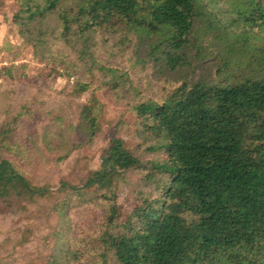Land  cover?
<instances>
[{
	"label": "trees",
	"instance_id": "obj_1",
	"mask_svg": "<svg viewBox=\"0 0 264 264\" xmlns=\"http://www.w3.org/2000/svg\"><path fill=\"white\" fill-rule=\"evenodd\" d=\"M250 1L264 23V0ZM14 2L11 23L33 60L52 65L56 77L58 67L75 74L77 93L90 91L98 76L99 86L107 85L111 93L126 88L127 72L98 56L97 35L139 34L148 39L147 57L169 72L181 71L192 64L196 22L216 15L210 11L216 0ZM126 39L122 36L118 44ZM228 63L219 70L223 75ZM13 70L14 65L0 69V77L13 80ZM136 90L132 110L158 139L150 152L164 159L140 158L112 136L98 170L80 184L60 182L58 191L66 196L56 199L53 208L66 218L68 195L79 199L87 191L109 190L127 172L142 173L156 194L139 191L125 215L106 197L112 203L89 238L91 248L74 251L69 243L76 237L61 246L57 239L47 264H71L85 252L90 253L88 264H264V70L253 68L232 79L230 72L220 81H183L161 98ZM96 102L93 95L81 112V130L90 144L98 128ZM13 133L12 126L2 128L0 149H9ZM44 143L49 151L64 149L58 162L82 146ZM50 194L46 187L33 186L11 161L0 160V214L9 212L14 196Z\"/></svg>",
	"mask_w": 264,
	"mask_h": 264
},
{
	"label": "rangeland",
	"instance_id": "obj_2",
	"mask_svg": "<svg viewBox=\"0 0 264 264\" xmlns=\"http://www.w3.org/2000/svg\"><path fill=\"white\" fill-rule=\"evenodd\" d=\"M1 1L0 25L9 44L0 46V69L14 65V79L0 77V131L12 126L14 133L9 149H0V160L11 161L33 186L46 187L51 194L44 198L14 196L9 212L0 214V264H47L57 239L61 246L65 239L76 237L78 241L72 240L69 245L74 251H85L91 248L89 238L95 234L104 208L112 203L106 197L112 198L125 215L132 210L139 191L156 194L155 185L142 181V173L127 172L117 176L109 190L87 191L79 199L68 195L66 218L53 208L56 199L66 196L58 191L60 182L80 184L98 170L112 136L123 139L140 158L164 159L161 153L150 152L158 139L132 110L136 88L143 96L161 98L183 81H220L230 72L232 79L249 74L253 68L264 70V23L251 1L216 0L210 10L216 15L195 24L191 40L196 46L188 49L192 63L189 67L169 72L162 63L147 57L148 39L139 34H99L96 40L102 52L98 56L127 72L126 88L111 93L107 85L99 86L98 76L90 91L77 93L75 74L69 75L58 67L60 76L56 77L52 65L33 60L31 48L23 44L11 23L14 0ZM122 36L127 37L126 44H118ZM225 62H229V70L223 75L219 70L226 69ZM93 95L97 99L94 114L98 128L90 144L81 130V112ZM45 139L55 145L75 142L82 146L58 162L64 149L47 150ZM54 232L59 235L53 236ZM89 257L90 253L85 252L71 264H88Z\"/></svg>",
	"mask_w": 264,
	"mask_h": 264
},
{
	"label": "crops",
	"instance_id": "obj_3",
	"mask_svg": "<svg viewBox=\"0 0 264 264\" xmlns=\"http://www.w3.org/2000/svg\"><path fill=\"white\" fill-rule=\"evenodd\" d=\"M2 22V21H1ZM2 25V24H1ZM0 25V46L5 42L6 40V32L4 31V27Z\"/></svg>",
	"mask_w": 264,
	"mask_h": 264
}]
</instances>
